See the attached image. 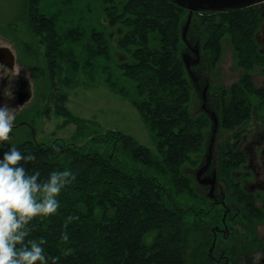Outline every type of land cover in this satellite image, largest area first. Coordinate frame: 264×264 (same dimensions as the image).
<instances>
[{
    "label": "trees",
    "instance_id": "1",
    "mask_svg": "<svg viewBox=\"0 0 264 264\" xmlns=\"http://www.w3.org/2000/svg\"><path fill=\"white\" fill-rule=\"evenodd\" d=\"M34 2H30V14L36 9ZM101 3L108 23L122 24L123 35L118 39V46L129 51L131 56V60L121 61L122 84L116 86L111 76L109 84L130 97L124 81L131 83L134 91L131 103L153 131L160 157L154 158L148 147L120 131L93 136L95 142L104 143L109 150L58 142L38 144L31 139L15 144L21 153L36 157L24 167L30 174L39 171L41 181L51 172L65 169L76 176L57 197L60 203L57 212L48 217H36L30 223L31 233L26 240L44 238L45 254L59 257L57 264H187L188 235L201 231L203 237L198 245L205 248L207 238L210 233L212 235L205 225L206 217L212 209L222 207L213 206L199 193L193 176L183 170L186 163L197 166L203 162L212 129L205 111L194 116L189 110L193 87L199 92L189 71L199 82L200 75L191 70L196 64L188 70L182 59L185 51L181 47L190 50L193 47L187 39L188 30L186 40L182 38L188 10L171 0H101ZM192 14L204 25L202 43L195 44L199 53H207L210 67H214L220 57L222 37L228 35L236 64L244 71L229 88L216 87L218 129L231 132L221 145L218 173L228 182L227 203L236 205L241 218L248 223L251 218L260 219L264 209L255 203V196L241 186L240 178L233 177V172L240 170L245 161L244 153L238 149V130L252 117L253 96L257 98L258 107L264 109V88L254 86L252 75L255 66L264 74V53L256 38L262 17L254 5ZM31 22L34 30L43 34L41 40L51 78L61 60L68 61L75 69L74 53L69 48L61 50L62 41L52 17L34 14ZM81 35L78 27L69 28L63 38L78 40ZM91 39L92 42L85 46L88 53L85 63L89 65L96 53L107 54L108 51L101 32L92 29ZM150 39H158L159 43L151 45ZM64 101V97L57 96V113L73 120L82 129L81 120L72 116ZM207 129L209 137L206 138ZM120 146L134 160L140 161L142 167L121 166L116 155ZM9 150L0 151V160ZM146 168H155L165 180L148 174ZM167 181L169 185H165ZM183 194L195 199L198 207L181 205L179 197ZM222 212L216 210L212 219L219 220ZM70 215L78 219L65 229ZM189 216H192L190 220ZM62 232L67 233V242L61 239ZM67 249L73 251L65 256L63 253ZM206 258L210 260L208 255ZM195 260L196 264H208L199 254H195ZM48 264H51L50 259Z\"/></svg>",
    "mask_w": 264,
    "mask_h": 264
},
{
    "label": "rangeland",
    "instance_id": "2",
    "mask_svg": "<svg viewBox=\"0 0 264 264\" xmlns=\"http://www.w3.org/2000/svg\"><path fill=\"white\" fill-rule=\"evenodd\" d=\"M30 2L31 0H0V46L9 48L14 58L12 68L0 64V106L6 105L9 108L17 109L10 139L0 144V151L28 139L34 140L38 144L58 142L82 146L86 149L103 150L107 148L105 144L95 142L93 136H105L110 131H120L131 135L138 143L148 147L154 158H159L160 154L155 146L153 131L147 127L131 103L130 97L134 94L131 83L124 81L125 87L130 92V97L123 95V92L116 87L122 84L121 61L131 60L129 51L118 46V39L123 35L120 30L122 24L112 25L108 23V16L101 0H35L36 9H33L31 14L29 12ZM255 5L259 12H261L262 5L264 9V1ZM34 14L52 17L56 33L62 41L61 50L69 48L74 53L77 60L75 69L69 65L68 61L61 60L58 62L59 66L56 73L51 78L45 58V45L41 40L43 34L35 31L31 22ZM77 27L82 33L80 39L65 40L63 38L67 29ZM92 29L103 34L108 51L107 54L96 53L90 58L91 65H89L85 63V60L88 59L85 46L92 42ZM262 29L263 27L261 26L260 29L259 26L257 30L259 41L264 37V30ZM204 36V25L196 15L192 14L188 26V41L192 46L196 42L201 44ZM150 43L154 45L158 44L159 41L158 39H150ZM94 45L96 46L95 43ZM181 49L194 57V54L186 46L181 47ZM199 54V63L192 66L191 70L196 75H200L201 88L206 83L208 84L206 87V89L209 87L207 100L210 106L218 112L219 96L216 87L229 88L244 71L236 64L235 53L228 35L221 39V54L214 67H210L205 51H201ZM6 72L9 79L5 83L2 78ZM252 75L254 86L264 88V74L261 73L258 66L254 67ZM109 76L116 86L112 87L109 84ZM19 78H22L20 81L25 87H29L30 96L27 102H15L14 96L5 92V87L10 88L11 85H15ZM67 79L69 82H66ZM60 95L64 97L65 108L73 117L77 116L76 118L81 120L82 129L73 120H67L64 115L57 113L56 99ZM251 101L252 118H250L249 123L244 124L245 130H249V132L254 130L263 119V111L257 107V98L253 96ZM201 103V95L193 87L189 104L192 115L195 116L203 112ZM230 134L231 132L224 128H219L216 133L212 151L214 154L212 165L215 167L219 168L221 145L226 142ZM205 136L206 138L209 137L208 129ZM116 155L120 158V165L123 167H142L141 162L134 160L128 151L121 146L118 147ZM261 162L263 163V160ZM195 168L196 166L188 163L183 165L184 172L189 176L194 175ZM145 170L148 174L165 180L155 168H146ZM241 173L242 176L249 174L245 177V181L254 180L251 173L245 172L242 167L233 172V177H237L236 175ZM165 185H169L168 181ZM227 185L228 182L223 176L217 178L215 190L217 196L222 190H226L228 195L229 187ZM196 189L207 200H211L207 196L208 186L196 185ZM254 193L256 194V192ZM179 201L181 205L198 207L197 201L188 198L187 194L181 195ZM255 203L261 206V195L256 194ZM216 210L222 212L223 207L218 206L209 212L208 221L205 224L208 230L213 228L216 223L209 218ZM187 218L190 220L192 216ZM227 227V232L236 234L233 240L222 241V246L231 250L230 254L227 253L230 255L232 263L245 264L250 257L255 260L254 262L259 263L260 258L264 257V215L260 219L253 218L248 235L241 225H236L235 229H231V223H228ZM200 236L201 231L188 235L187 264H196L195 254L197 256L199 254L201 259L211 264L206 255H208V248L213 241L212 235L210 233L205 242V248L202 249L198 245L203 237L201 236L200 239ZM220 237L218 234V240Z\"/></svg>",
    "mask_w": 264,
    "mask_h": 264
},
{
    "label": "clouds",
    "instance_id": "3",
    "mask_svg": "<svg viewBox=\"0 0 264 264\" xmlns=\"http://www.w3.org/2000/svg\"><path fill=\"white\" fill-rule=\"evenodd\" d=\"M17 109L0 106V144L10 139L14 128ZM32 154H23L15 146L5 152L0 160V264H57L59 257H48L42 245L44 238L26 240L31 233L30 223L36 217H48L56 213L60 207L57 197L75 179V174L65 169L53 171L49 177L41 181L40 172L30 174L25 164L34 162ZM75 216L67 217L64 227ZM65 242L69 237L61 233ZM72 249L64 251L67 256Z\"/></svg>",
    "mask_w": 264,
    "mask_h": 264
},
{
    "label": "flooded vegetation",
    "instance_id": "4",
    "mask_svg": "<svg viewBox=\"0 0 264 264\" xmlns=\"http://www.w3.org/2000/svg\"><path fill=\"white\" fill-rule=\"evenodd\" d=\"M260 4H262V3H260ZM262 9H263V5L261 6V9H260L261 10L260 14L262 17L260 29L262 26L263 27L262 30H264V9L263 10ZM256 38H257V41L260 45V49L263 50L264 49V37H262V40L259 41L258 32H257ZM263 53H264V51H263ZM0 64L7 66L6 64H4L2 62H0ZM10 68H12V67H10ZM8 79H9V76L6 72L4 77L2 78V81L6 83L8 81ZM21 79L22 78H19L18 82L15 85H11L10 88L5 87V92L7 94L9 93L10 95L14 96L15 102H27L29 100V98H26V99L23 98L24 97V91H28L29 96H30V90H29L28 86L23 87V83H21V81H20ZM197 80H198L197 88H198V90H200L201 89L200 82H199L198 78H197ZM205 86L207 87V83ZM207 103H208L209 108L214 112V114L217 118V122H218V115H217L218 112L213 107L210 106L208 100H207ZM257 107H258V104H257ZM261 109L264 112V109L263 108H261ZM210 120H211V118H210ZM249 121H248V123H249ZM211 122H212V120H211ZM245 128L246 127L243 124L238 130L240 132V138H239L240 140L238 142L240 145L238 146V149L241 152H243L244 156H245V161L241 165L242 169L245 172L246 171L250 172L252 177L254 178V180H252V181H247V180L245 181L244 180L245 177L249 176V174H245L244 176H242V173H241V174H238L236 176H237V178H240L241 186L247 192L253 194L255 196V198H256V194L261 195V202L262 203H261V206H259V207L264 209V159H263V156H264V146H263L264 145V120L262 119L261 122L257 125V127L254 130H251L250 132H249V130H245ZM217 131H218V123H217L216 133H217ZM215 137H216V134H215ZM214 142H215V139H214ZM213 146H214V143H213ZM212 151H213V148H212ZM213 156H214V154L212 152V157L210 159V162H209L207 169H205L201 173V175H199V177H197V175H196L197 170L205 162V156H204V161L202 163L198 164L196 166V168L194 169L193 180L196 183V185L208 186V190H209L210 185L200 183V179L208 178L209 175H211V173L213 171L215 172V186H214V189H213V192L211 195H209L208 191H207V196L209 199H211L210 202L212 203L213 206L221 205L223 207V212H222V216L219 220L212 219V215L209 217L212 220V222L215 221L216 223L214 222L215 223L214 227L211 228L213 241H212L210 247L208 248V256L210 257L211 264H233L232 260L229 257L230 255H228V253L230 254L231 250L229 248H225L222 246V241L227 242L231 239L233 240L234 235H236L233 232H231V233L229 231L227 232V230H228L227 224L231 223V229H235L236 225H241V227H243L245 229V233L247 232L246 235H248V233L250 232L251 223L253 222V218H251L248 223H247V221H243V218H241L242 214L240 213L239 208L234 204H232L230 206L227 203V201H226V195H227L226 190L220 191L219 196H217L215 190H216L217 178L220 177V175L218 173L219 172L218 167H215L214 165H212V161L214 158ZM261 160H263V163L261 162ZM254 192H256V194ZM218 234H220V236H221L219 238L220 240H218V238H217ZM226 244H225V246H227ZM250 256H253V255H250ZM254 261L255 260L252 257H250L249 260L247 261V263H245V264H264V257L260 258L259 263L254 262Z\"/></svg>",
    "mask_w": 264,
    "mask_h": 264
},
{
    "label": "water",
    "instance_id": "5",
    "mask_svg": "<svg viewBox=\"0 0 264 264\" xmlns=\"http://www.w3.org/2000/svg\"><path fill=\"white\" fill-rule=\"evenodd\" d=\"M172 2L176 3L179 6H182L188 10L187 18L185 23L182 26V38L186 40V33L188 30V26L190 23V19L193 12L196 11H225L230 9H238L247 7L250 5H254L256 3L262 2L264 0H171ZM191 51L194 54V57L191 56L190 53L184 52L182 53V59L185 63L186 68L189 70L190 67L194 64H197L199 61V51L198 46L195 44L191 47ZM13 54L9 50V48L5 46H0V62L6 64L9 67L13 66ZM190 76L194 79L195 83L197 84L198 80L193 75L191 71H189ZM25 85H23L24 87ZM202 98L201 108L206 112V114L212 120V129H211V137L207 147V153L205 155V162L204 164L197 170V177L201 175V173L207 169L210 159L212 157V148L215 139V134L217 130V118L214 112L209 108L206 98V86L202 87L199 90ZM24 99L29 98V92L24 91ZM200 183L209 184V191L208 194L211 195L215 186V172L213 171L208 178L200 179Z\"/></svg>",
    "mask_w": 264,
    "mask_h": 264
},
{
    "label": "bare ground",
    "instance_id": "6",
    "mask_svg": "<svg viewBox=\"0 0 264 264\" xmlns=\"http://www.w3.org/2000/svg\"><path fill=\"white\" fill-rule=\"evenodd\" d=\"M232 208V207H231ZM234 209V208H233Z\"/></svg>",
    "mask_w": 264,
    "mask_h": 264
}]
</instances>
